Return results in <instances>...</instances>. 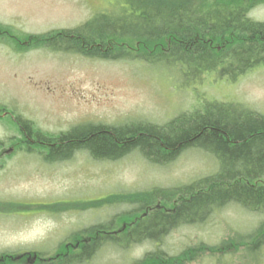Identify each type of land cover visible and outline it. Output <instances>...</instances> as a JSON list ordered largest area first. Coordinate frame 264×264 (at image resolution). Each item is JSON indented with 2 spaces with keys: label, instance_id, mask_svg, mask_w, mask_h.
I'll return each mask as SVG.
<instances>
[{
  "label": "rangeland",
  "instance_id": "1",
  "mask_svg": "<svg viewBox=\"0 0 264 264\" xmlns=\"http://www.w3.org/2000/svg\"><path fill=\"white\" fill-rule=\"evenodd\" d=\"M111 4L112 0H0V27L11 34L18 32L22 39L74 30ZM249 7L248 17L264 23V0ZM8 39L6 35L0 37L1 111L11 110L8 113L12 118L20 116L47 135L56 136L89 122L163 125L181 113L199 109L203 96L208 101L242 103L264 115V66L252 68L247 74L242 72L246 75L235 82L211 73L208 81L200 85L204 77L183 83L170 77L171 71L149 66L144 55H149L155 46L136 40L122 41L125 45L116 46L114 53L102 58L100 54L90 57L75 50L36 48L33 43L19 49ZM132 55L135 59H123ZM6 118L10 117H0V203H6L0 206V255L29 251L48 258L90 228L105 225L133 209L110 202L102 204L104 197L189 185L218 168L207 153L194 149L183 151L165 166H152L136 152L117 161H96L84 151L56 162H47L39 152L25 154L14 149L8 155L5 152L19 136L7 120L3 122ZM173 201L176 198L171 204ZM86 204L102 207L68 212V206L86 208ZM157 205L172 208L162 201ZM58 209L57 215L36 212ZM222 210L206 216L203 224L169 230L158 246L130 245L126 250L109 246L92 254L84 264H132L153 250L172 256L164 264H210L212 259L206 257L208 246L215 247L218 241H255L263 233L244 238L264 229V213L251 214L234 204ZM261 247L264 246L258 249ZM184 250H188V260L179 263L175 259ZM25 262L22 264H28ZM34 264L45 262L37 259Z\"/></svg>",
  "mask_w": 264,
  "mask_h": 264
},
{
  "label": "trees",
  "instance_id": "2",
  "mask_svg": "<svg viewBox=\"0 0 264 264\" xmlns=\"http://www.w3.org/2000/svg\"><path fill=\"white\" fill-rule=\"evenodd\" d=\"M261 1L112 0L108 9L103 8L104 12L77 29L26 36V41L28 46L33 43L36 48L55 52L75 50L82 55L100 54L105 58L109 52L114 53L116 46L125 45L122 41L136 40L155 46V50L150 48L149 55H144L149 66L171 71L170 77L179 82H195L204 77L200 81L204 85L211 73L235 82L252 68L264 66V23L248 17L249 5ZM123 59L135 58L132 55ZM201 98L199 109L181 113L163 125L91 122L53 136L39 132L20 116H15V120L12 116L4 119L19 136L15 137L18 143L15 149L39 152L47 162L67 159L78 151L86 152L96 161H117L136 152L152 166H165L183 151L194 149L207 153L217 163L213 174L189 185L104 197L102 204L110 202L136 210L86 231L90 237L97 238L82 247L80 253L73 254L72 259L45 264H84L102 246L129 248V244L140 241L161 244L169 230L203 224L206 216L213 211L218 214L231 204L251 214L264 213V184L256 187L248 184L264 181V115L237 103ZM175 198V204L174 201L171 204ZM158 201L172 206L173 210L153 209L121 236H101L102 232L112 231L111 226L128 221ZM88 207L102 205L86 204V208L74 205L72 210L82 212ZM59 211L54 210L53 214ZM263 230L244 237L252 238L263 232L254 239L253 247L247 249L253 253L248 252L254 263L264 260V247L258 249L264 244Z\"/></svg>",
  "mask_w": 264,
  "mask_h": 264
},
{
  "label": "flooded vegetation",
  "instance_id": "3",
  "mask_svg": "<svg viewBox=\"0 0 264 264\" xmlns=\"http://www.w3.org/2000/svg\"><path fill=\"white\" fill-rule=\"evenodd\" d=\"M18 146V143H14L12 145V148H10L9 150L7 149V151L5 152L6 154L12 153V150L14 151L15 147ZM2 166V165H1ZM148 214V212H147ZM147 214L145 216V218L147 217ZM135 217H132L131 219H129L128 221L122 222V225L120 226V228L118 229L117 227L114 228L112 231H116L117 229L119 230V232L116 235H108V236H121L122 233L126 230V229H131L136 223L137 221H134ZM101 236H106L105 234L101 235ZM97 237L94 238H90L89 239H76L74 241L68 242L66 244L63 245V247H60L61 249L57 250V255L55 256V260H60V259H67L69 257H71L73 254H77L81 252L82 247H84L87 244H90L92 242L93 239H95ZM220 242L217 246H208V249L206 252L208 258H211L212 260L210 261V264H253L254 260L250 257L249 253H245V251L253 246V244L256 241H218ZM147 244L148 246H158L159 243H148V242H144V241H140L137 243H131L129 245L133 246H139V245H144ZM235 246H237V248H234ZM264 246V244H263ZM130 248V247H129ZM104 249L103 246L101 247V250ZM120 250H126L127 248H117ZM240 249L242 251V253L236 255L235 253H232L233 251H236ZM190 250V249H188ZM188 250H184L183 253L181 255H179V259H175L176 261H178L179 263H182L183 260H188V258L185 256V254L188 252ZM62 251V252H61ZM60 252V253H59ZM25 255L21 258L23 262L27 263H32V260L34 258H28V254L25 252ZM168 254L161 252V253H156L155 250L150 251V252H146L143 253L141 255V257L139 259H135L133 260L132 264H142L143 262L150 264L152 261L154 264L156 263H162L164 264L167 260H169L170 258H172V256H167ZM33 255H31L32 257ZM20 260H17L18 262H21ZM14 261V260H12ZM36 261H37V257H36ZM25 262V263H26ZM0 264H5V261L3 259H0ZM258 264H264V260L260 261V263Z\"/></svg>",
  "mask_w": 264,
  "mask_h": 264
},
{
  "label": "bare ground",
  "instance_id": "4",
  "mask_svg": "<svg viewBox=\"0 0 264 264\" xmlns=\"http://www.w3.org/2000/svg\"><path fill=\"white\" fill-rule=\"evenodd\" d=\"M202 152V151H201ZM213 159V158H212ZM249 185H251V186H254V187H256V186H261L262 184H261V182H257V181H250L249 183H248Z\"/></svg>",
  "mask_w": 264,
  "mask_h": 264
}]
</instances>
